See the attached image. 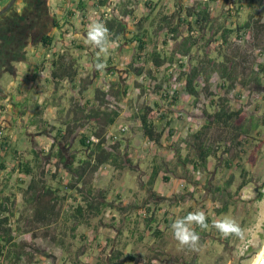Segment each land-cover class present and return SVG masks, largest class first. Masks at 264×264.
I'll use <instances>...</instances> for the list:
<instances>
[{"label": "crops", "instance_id": "obj_1", "mask_svg": "<svg viewBox=\"0 0 264 264\" xmlns=\"http://www.w3.org/2000/svg\"><path fill=\"white\" fill-rule=\"evenodd\" d=\"M101 1H60V7L54 11L55 18L60 21L59 27L47 32V35L52 37L50 44L32 43L27 37L20 48L6 47L4 52L1 48L3 39H0L2 44L0 45V130L3 134L0 141V207L3 198L7 195L12 194L13 197L20 196L25 199L35 195L39 197L41 194L44 219L49 216L52 211L51 206L57 200L53 209L55 217L48 223L37 218L33 222L35 225L38 224L45 229L66 228L70 225L69 222L75 223L76 228L88 226L82 221L73 220V217L69 219L65 217L68 200L71 202V199H74L75 206L83 204L81 191L76 188L80 187L79 184L82 182L76 183L75 189L68 187L67 173L61 169L64 165L61 158L67 162L71 156V159H74L73 165L77 167L84 159L82 155L84 150L82 151V146L78 144L82 136H86L87 141L95 142L100 138L106 140L109 134H118L120 150H125H123L125 153L123 159L127 167H117L111 163L102 164L94 174L103 171L105 167H110L111 170L106 173L108 187L107 185L98 187L97 182L96 189H90L93 194H99L105 199L106 207L102 209L101 215L107 209H111L112 221L108 225L101 221L102 217L98 219L99 229L101 227L107 229H103L106 230L103 231L105 236L99 234L105 239H98L97 244L109 245L110 240L107 238L110 237L111 245L106 258L111 254L117 256V253L121 252L117 263L126 258L125 263L132 264L133 260L129 257L140 258L145 256L144 253L148 249L151 252L159 250L156 245L158 236L161 235L162 221L166 220V224H169L173 217V212L171 213L170 210L174 204L169 208L166 198L180 191V186L190 177L194 179L200 177L202 181L212 163V157L216 154L208 155L205 167H193L190 161L197 160L196 147H201L200 143L207 137L210 123L208 121L197 126L189 123L185 125L183 119L176 118L175 112L168 114L167 119L156 122V130L161 135L157 142H149L142 135L135 111L129 113V116L127 113V100L132 99L134 95L133 85L129 86L130 79L129 77L127 79V75L133 74L126 72L125 67L120 65L123 61L118 64L113 58V53H118L122 57L121 53L132 52L136 44L135 38L142 37L146 41L149 40L159 28L163 15L179 10L180 6L190 4L191 0H105L104 4H100ZM110 2L113 5L110 7L111 11L102 15L103 13L100 12ZM240 3L243 4L244 0ZM94 19L104 23L108 19H117L125 26L119 34H114V28L109 29L106 25L114 43L107 55L102 54V59L107 65L103 72L95 71L93 67L98 50L84 43L87 25ZM157 35L159 38L164 37L165 30L159 29ZM158 46L160 47L161 44ZM72 51L76 55L69 60L67 55ZM91 52L88 61L85 59V54ZM64 68L70 71H63ZM136 78L134 76V79ZM115 83L118 84L117 87L114 86ZM113 97L120 105L116 109H112L106 103ZM191 98L193 99L192 96L180 97L176 106H184V101L191 105ZM156 99H153L152 103ZM112 110L118 111V116L110 123L111 118L109 115L106 116V113ZM117 121L123 123L115 129L113 127ZM125 121L133 122L135 127L128 126ZM121 127H126V130L121 131ZM254 127L251 126L247 139L241 138L236 141L239 151L233 154L234 157H225L222 161L229 167L231 165L227 177H237L240 173L243 178L245 169L241 165L243 159L240 147H248L251 155L261 143V141L255 143L261 126L257 125L253 130ZM91 137L96 140H91ZM252 147L254 149H251ZM168 162L173 166L172 172L165 168ZM250 162L252 163L253 160ZM21 164L27 165V168L25 165L22 167ZM53 167L60 172L55 174ZM155 170L157 174L152 182L151 177ZM68 176L69 180L79 179L70 173ZM38 179L43 187L26 190L27 192L22 190L24 194L21 192L18 181L27 180L24 185L27 189L28 183ZM119 182L124 186V193L113 191ZM187 186L188 184L185 186L186 189L190 186L194 188L192 184ZM18 188L20 190L17 191ZM191 197L186 202L179 200L175 203L177 205L175 213L179 217L197 208L205 211L202 208L204 198L198 200L194 195ZM163 198L165 199L162 200ZM36 201L29 204V211H32V207H36ZM20 205L17 203L13 205L14 207H10L13 227L19 224ZM1 211L0 208V213ZM94 219L96 217L89 219V222L92 220L93 226L96 225ZM117 226H122V231ZM56 236L62 238L58 235V230ZM18 240H21L20 235L14 234L12 240L6 244V250L2 251L0 264H3L4 255L13 251L10 245L17 243Z\"/></svg>", "mask_w": 264, "mask_h": 264}, {"label": "rangeland", "instance_id": "obj_2", "mask_svg": "<svg viewBox=\"0 0 264 264\" xmlns=\"http://www.w3.org/2000/svg\"><path fill=\"white\" fill-rule=\"evenodd\" d=\"M56 1L57 0H55V2ZM199 1L203 2L204 0H191L190 4H185L184 7H188ZM221 1H224V3H226L231 0H219L215 2L214 5H212V15L214 17H217L219 21H222L224 17V6L222 5L223 2ZM250 1L251 0H249V2ZM263 1H261L262 5L259 4V6L261 5L259 9L257 5L256 8L255 6L251 7L250 3L247 2V0H244L242 9H240L237 17H233L232 21H238L239 23H241L248 18L249 13H252L254 17L261 16L264 20ZM257 2H260V0ZM111 3L112 2H110V4L104 7L102 12H100L103 13L102 15H106L111 11L110 7L113 6ZM173 17V21L175 22L177 20V16L174 15ZM223 21L225 22V20ZM225 24H227V22ZM72 27L74 28V26ZM159 28L155 30L156 33H154L148 40V51L150 52L151 49L155 47V44H161V46L159 47L161 54H169L171 49H173V47L176 45L178 39L180 40V35L182 36L186 33L185 27L183 26L179 30L177 34L178 37L173 40L171 44L168 43L163 46L162 40L164 39V37L162 36V38H159L157 35ZM202 45L200 47H202ZM199 50L193 48V54H191L193 55L192 59L195 57L196 54H199V58L202 57L204 51L202 49ZM212 50L213 49L210 48V55L217 57L218 53ZM226 50L227 54H234L235 56L233 60L236 63L235 67L237 70L236 81H234V85L230 86L232 80H228L225 86H220L223 82L220 80L216 72L212 73V76L210 78V88L212 91H215L214 95L212 96L213 102L210 103V98L205 99L201 97L199 102H201L202 104L199 105L197 109H195V103L193 102L194 99L191 98V105L187 104L188 102L186 103L184 101V106H176L178 109H180L179 111L187 112L189 110L191 112L189 113V115L185 113V117H183L185 125L189 123L191 125L197 126L200 123H207L208 121H211L209 130L207 132L208 135L204 139L203 144L207 148H210L212 151H216V149H214L215 145L213 143L217 141V146L219 150L216 151V155L212 157V163L209 166V170H206L205 178L202 181L200 177L197 179L190 177L189 179L184 181L185 183L183 182L182 186H180V191L175 192V195L171 194L166 199L167 206H169V208L172 204H174V206H172V210H170L171 213L173 212L172 220H174L175 218L179 217V215L175 213L177 207L175 203H177L179 200H181V202H186L188 201V199L190 200L192 198V195H194V198L198 200L204 198V204H202V208L205 209L206 215L208 217V223L210 225L212 221L217 217H221L225 214L230 215L245 230V238L239 239L231 236L225 238L214 228H209L208 230H201L199 227H197L195 230L200 236L201 248L199 251H193L187 247L181 248L178 245V243L172 237L171 229L169 227L170 223L166 224L167 221L165 220L164 222L162 221L163 226L160 230L161 235L158 236V243L156 245L159 250L151 252V250L148 249L149 251L145 250L146 252L144 253V257H129L133 260L132 264H248L249 259L254 257L263 248L264 69L256 67V64L258 61H260L264 67V31H261V33L258 35L254 34L253 31H249V33L245 35V38L242 40V42H240L238 45L230 43ZM131 53L132 52L121 53V55L123 54L122 57L118 53H113V58L116 59V63L119 64L121 63L120 61H123L120 65H123L125 67L126 72L129 69L128 64L131 59ZM90 54H92V52L85 54L86 60H90ZM75 55L76 53L72 51L71 54H68L67 56L68 59L71 60L73 58L72 56ZM178 58H180V60L184 64H188L189 60L186 56L176 55V59ZM176 66L177 64L173 65L172 67L170 66L171 68L169 67L170 69L168 70L165 68V66H161L158 71L154 74L157 78L156 81H162L166 79V75H168L170 71L174 73ZM148 67L149 66H147L146 68ZM63 71L69 72L70 70L64 68ZM250 76L256 78V80L246 82L245 85L242 86V80L245 81ZM128 77L130 79L129 86L133 85V88H135L138 82H136V79H134L133 75H127V79ZM172 80L173 77L169 79V83ZM116 82L118 81L116 80ZM116 85L118 84L115 83L114 86L117 87ZM144 86L149 87L148 84L141 83V87H138L139 93L136 94V96H134V93L132 99L130 98L127 100L128 116L129 113H131L132 111H136V109L142 107L145 104L152 105V100L156 99V96L153 92L154 90H147ZM179 87H181V84ZM242 94H244L245 96L241 97ZM180 96L182 98H186L189 95H185L181 92ZM223 103L226 105V109L228 112H237V114L232 115L233 117L228 120L226 125L222 122L218 124L216 118L213 117V113L215 111H218L220 104ZM187 116L192 118L190 119ZM121 123L123 122L117 121L115 123L116 125L113 128H119V125ZM125 123H127L128 126H134L133 122L125 121ZM256 123L258 126H261L260 131L258 130L259 134L257 133L258 135H256L257 139L255 142L260 143L261 141L260 146L256 148V152L253 151V154L251 155L250 149L248 147H240V149H242L241 157L243 159L241 165H243L245 169V174L243 178L241 177L242 174L240 173L237 174V177H227L226 174L228 173L231 165L229 167V165H225L224 162L222 163V161L225 157H234L233 154L236 151H239V148H237L238 145H236V141L238 139L240 140L241 138L247 139L246 136L250 135L249 130L251 129V126L254 127ZM257 125L253 128V130L257 127ZM116 135L117 137L119 136L118 134ZM107 143L111 144L110 139L106 140V145ZM251 149L254 148L252 147ZM82 155H84V152L82 153ZM253 155L254 158L253 162L251 163L250 158L253 157ZM218 162L221 163L219 164ZM121 166L127 167V164L123 162ZM165 166V168H167L169 172H172L173 166L169 162ZM56 167H59V165H56ZM61 169H64V165ZM52 170L55 174L57 172H60V170L58 171V169L55 168H52ZM102 170L103 171L97 172V174H93L92 177L89 178L88 187L96 189L95 184L97 182L98 183L96 185L98 187H106V185L108 187V174L106 173L108 170H111V168L105 167ZM121 170H123V168H121ZM64 171L67 173V183L73 184V180H69V172L66 169H64ZM121 182H119L118 185H115V190L113 191H117V193L125 192L124 186H122ZM241 182L245 183V185L242 187H240L241 185H239L241 184ZM18 183V186L25 188L24 185L27 183V180H20L18 181ZM186 184H188V186L192 184L194 188L190 186L189 189H186ZM79 185L80 187L77 186L76 188L81 190H85L87 188L82 183H80ZM16 190L18 191L20 189L18 188ZM260 193L262 195L261 198H259ZM10 199H13V203H11L12 205H10L11 207H14L13 205L17 203H19V205L21 204L18 208L19 224L17 225V227H14L15 232L19 228L25 229V227H31L33 229L30 232L19 234L21 240H18V242L14 243V245H10L11 250L13 251L11 252V254L7 253L4 255L3 264H106V255L109 246L111 245V238H107L110 240L109 245L105 244L102 246L97 244L96 241L98 239H105L103 236H105L106 234H103V231L106 230L103 229H107L105 227H101L99 229L98 219L102 217L101 221L108 225L112 221L110 218L111 209H107V211L104 212L102 215L96 217L97 220L94 219V223L96 225L94 226L92 224V219L88 226L76 228V230L74 231L70 229L71 227L75 226V223L73 222H69L71 225H69L70 227L68 226L66 228L58 229L54 227L50 229H45V227H42L38 224L35 225L34 223H28V220L30 219V217H32L31 215H33L32 211H29L28 209L30 207V203L27 204L25 203V201L22 202V197L20 196L18 198L16 196H10ZM164 199L165 198H163L162 200ZM73 200L74 199H71V202H69L70 200H68L65 206V217L68 219L71 217L73 209L78 205L77 204L75 206ZM117 228H119L120 231H122L123 229L122 226H117ZM57 230L58 235H61L64 240L63 247L55 245V243L52 242L49 238V236L52 234L56 235ZM100 233L103 234V236L100 237ZM18 252H23L19 260L18 258L16 259L15 256Z\"/></svg>", "mask_w": 264, "mask_h": 264}, {"label": "trees", "instance_id": "obj_3", "mask_svg": "<svg viewBox=\"0 0 264 264\" xmlns=\"http://www.w3.org/2000/svg\"><path fill=\"white\" fill-rule=\"evenodd\" d=\"M217 1L219 0H204L203 2L199 1L188 7L180 6L179 10L177 9L171 14L163 15L160 26H158L160 27L159 29L165 30L162 46L175 40L178 37L177 34L179 30L183 26L186 30L184 35H180V40L178 39L176 45L173 47V49H171L169 54L162 55L157 44H155V47L149 52L148 40L146 41L142 37L135 38L136 44L133 46L131 59L128 64L129 69L127 72L133 74L136 77L143 75L145 78L149 79V87H147V90L153 89V92L157 97V99L153 101L152 105L145 104L135 111L137 116L136 118H138L140 122L142 135L146 137V139L151 143L157 142L161 135V133L156 130V122L161 119H167L168 114H174V112L178 110L176 104L178 102L177 100H179L181 97V92L185 95L192 96L194 103L198 101L201 94L205 98H210V96L214 95L215 93L210 88L211 74L215 72L223 82L220 86H225L228 80H232V82L230 81V86H233L234 81H236L237 69L235 67L236 63L233 60L235 57L234 54L229 55L226 53L228 45L230 43L238 45L240 42H242V40L245 38V35L248 34L249 31H253V33L257 35L260 34L261 31H264V20L261 16L254 17L252 13H249L248 18L241 23L238 21H232V18L237 17L240 9L243 7V4L240 3L241 0H231L232 2L229 1L226 3L221 1L223 2L222 5L224 6L223 20H228V22L225 24L223 20L219 21V19L214 17L211 12L212 5H214V3ZM257 1L259 0H256V3L255 0H251L250 2L247 0L251 7L255 6L256 8L258 6L260 9L262 5L261 1L263 0H260V2ZM104 2L105 0H102L100 4H104ZM259 4L261 5L259 6ZM174 15L177 16V20L175 22L173 21ZM105 24L109 27V29L114 28V34H119L120 31L125 27L124 24L117 19H108L105 21ZM51 39V36L45 35L42 38V42L44 44H50L49 41ZM201 45L202 47H200ZM193 48L197 50L202 49L204 51L201 58H199V54H196L192 59L193 55L191 54H193ZM210 48L213 49L212 51H216L218 53L217 57L210 55ZM176 55L186 56L189 60L188 64H184L180 58L176 59ZM174 63L177 64L174 71L176 76L174 81L181 83V87H178L177 89H173L169 83V79L174 77V73L172 71H170L169 74L166 75V79L162 81H156L157 78L154 75L161 66H165V68L168 70L173 65H175ZM147 66L149 67L146 68ZM256 67L264 69L260 61L257 62ZM252 80H256V78L250 76L247 80H242L241 84L244 86L246 82ZM136 87H141V84L137 83ZM211 102H213L212 98L210 99V103ZM235 114H237V112H228L226 105L223 103L220 104L218 111L213 113V117L216 118L218 124L222 122L226 125L228 120L233 117L232 115ZM107 115L110 116V123H112L118 116V111L112 110L111 112L106 113V116ZM102 117L103 115H101V118ZM209 123H211V121ZM106 140L105 138H100L95 142L87 141V137L82 136L79 140V144L82 146V150H84V159H82V163L77 167L73 165L74 159L72 160L71 156L67 162H65V159L61 158V162L64 163V169L71 173L72 176H77L79 178H72L74 183L69 184L68 187L74 189V184L78 183L79 181H81L83 185L87 187L85 190L78 189L81 191V199L83 204H78L73 209L71 215L73 220L82 221L84 224H89V219L100 216L102 209L106 207L104 197L100 196L99 194H93L90 187H88L89 178H91L94 172L98 170V168L104 163H111L114 166L119 167L124 162L123 157L125 156V153H122L123 150H120L119 139L114 140L108 145L105 144ZM213 144L215 145L214 149L218 151L219 149L217 146V141H215ZM200 145L201 147H196V151L198 152L197 160L192 159L190 161L194 168H198L199 166L201 168L205 167V162L208 155L216 152L212 151L210 148H207L203 142L200 143ZM253 158L254 157H251L250 160H253ZM21 165L23 167L25 164ZM25 166L27 168V165ZM40 171H42L41 168ZM156 174L157 170L154 171L153 176L151 177L152 182L154 181ZM240 185V187H242L245 185V183L241 182ZM40 187L43 186L38 179L28 183L27 189L22 187H20V189L21 192L22 190L27 192L26 190ZM22 193L24 194V192ZM11 195H7L3 198V202L1 203L0 207L2 210L0 213V256L2 255V251L6 250V244L12 240L14 234L19 235L25 232H30L33 229L31 227H25V229H20L18 227L19 229L17 228L18 230L15 232V229L11 223L12 212L10 210V205L13 203V199L12 202L10 201ZM40 195L39 197L35 195L30 198H22L27 204L37 200L36 207H32L33 215H31L32 217H30L28 223L32 224L37 218H40L42 219L41 221L47 223L51 220H54L55 212H53V209L57 200H55L52 204V211L49 213V216H46L44 219V213L42 211L44 208L42 202L43 196ZM261 196L262 195L260 193L259 198H261ZM70 229L74 231L76 230V226H73ZM159 233L160 231H158V234ZM49 238L55 243V245L63 247V238L59 236L57 237L53 234L50 235ZM22 254L23 252H18L15 255L16 259L18 258L19 260ZM121 254V252H118L117 256L111 254L108 256V258H106V264H126V258L120 260L117 263V259Z\"/></svg>", "mask_w": 264, "mask_h": 264}, {"label": "clouds", "instance_id": "obj_4", "mask_svg": "<svg viewBox=\"0 0 264 264\" xmlns=\"http://www.w3.org/2000/svg\"><path fill=\"white\" fill-rule=\"evenodd\" d=\"M111 35L106 24L99 19H94L87 25L84 43L98 50L97 59L93 65L95 71L103 72L107 67L102 59V54L109 53L114 43ZM169 227L172 237L178 245L181 248L187 247L193 251H199L201 248L200 236L195 230L196 227L201 230L214 228L225 238L230 236L239 239L245 238V230L233 217L225 214L214 219L210 225L206 212L200 208L175 218L171 221ZM248 264H264V255L258 252L249 259Z\"/></svg>", "mask_w": 264, "mask_h": 264}, {"label": "flooded vegetation", "instance_id": "obj_5", "mask_svg": "<svg viewBox=\"0 0 264 264\" xmlns=\"http://www.w3.org/2000/svg\"><path fill=\"white\" fill-rule=\"evenodd\" d=\"M59 1L0 0V10L11 2L9 8L0 14V39H3L1 42L3 45H0L4 52L6 47L18 48L19 46L20 48L27 37L32 43H43L42 38L47 35V32L59 27L54 13L59 7ZM10 54L12 55V52Z\"/></svg>", "mask_w": 264, "mask_h": 264}, {"label": "built area", "instance_id": "obj_6", "mask_svg": "<svg viewBox=\"0 0 264 264\" xmlns=\"http://www.w3.org/2000/svg\"><path fill=\"white\" fill-rule=\"evenodd\" d=\"M175 75H174V77H173V80L170 82V84H171V86H172V88L173 89H177L179 86H180V82H175L174 80H175ZM136 82H138V83H146V84H148L149 83V79H147V78H145V76H143V75H141V76H139V77H137L136 78ZM153 83V82H152ZM180 88V87H179ZM139 88L138 87H135V88H133V92L135 93V95L134 96H136V94H138L139 93ZM245 95L244 94H242L241 95V97H244ZM205 98L202 94H201V96L199 97V99H198V101L194 104L195 105V109H197V107L199 106V105H201L202 103L201 102H199L200 101V98ZM205 99H208V98H205ZM203 102V101H202ZM106 103L112 108V109H116V107H118V106H120L119 104H118V100L116 99V98H111L110 99V101H106ZM193 105V106H194ZM193 106H191V107H193ZM180 109H178L177 110V112L175 113L176 114V116H177V118H181V119H183V117H185L184 115H185V113L187 114V115H189V113H191L190 111H187V112H182V111H179ZM193 110V109H192ZM187 117H189V116H187ZM190 119L192 118V117H189ZM186 120H189V119H186ZM183 121H184V119H183ZM120 130L121 131H124V130H126V127H121L120 128ZM3 138V134H2V130H0V141H1V139ZM118 137H117V135H114V134H109L108 135V138L107 139H110V141H111V143L114 141V140H116ZM91 140H96V139H94L93 137H91ZM106 144V143H105ZM107 145H108V143H107ZM53 168H55L56 169V167H53Z\"/></svg>", "mask_w": 264, "mask_h": 264}, {"label": "water", "instance_id": "obj_7", "mask_svg": "<svg viewBox=\"0 0 264 264\" xmlns=\"http://www.w3.org/2000/svg\"><path fill=\"white\" fill-rule=\"evenodd\" d=\"M12 3H13V2H12ZM10 4H11V2H10L9 4L4 5V6L1 8V10H0V14L3 13V12H5V11L9 8ZM261 255H264V250H263V252H262Z\"/></svg>", "mask_w": 264, "mask_h": 264}, {"label": "bare ground", "instance_id": "obj_8", "mask_svg": "<svg viewBox=\"0 0 264 264\" xmlns=\"http://www.w3.org/2000/svg\"><path fill=\"white\" fill-rule=\"evenodd\" d=\"M263 250H264V245H263V248H262V250H261L259 253H261V254H262Z\"/></svg>", "mask_w": 264, "mask_h": 264}]
</instances>
